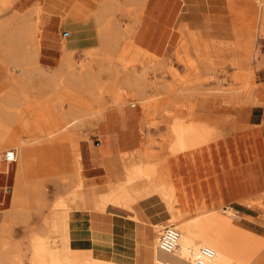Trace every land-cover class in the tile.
I'll return each instance as SVG.
<instances>
[{
	"label": "bare ground",
	"instance_id": "bare-ground-1",
	"mask_svg": "<svg viewBox=\"0 0 264 264\" xmlns=\"http://www.w3.org/2000/svg\"><path fill=\"white\" fill-rule=\"evenodd\" d=\"M21 1L26 0H0V70L3 69L0 75L4 76L3 79H0V86L2 80H9L11 83L6 90L0 92V153L11 150L7 149L9 147H14L15 161L21 155L15 167L11 165L12 162L6 164L0 162V174L7 175L15 187L10 208L11 215L19 212L15 204L20 201V203L24 202L22 206H25L29 197L34 199L37 210L44 208H41L45 202L43 188L30 184L27 179L34 147L39 146L41 150L50 145L71 142L75 148L73 156L75 170L69 176L73 185L65 190V193L49 206L50 208L48 207L50 212L62 211L69 216V212L72 210L91 209L98 213L108 210L121 213L134 211L135 214L132 215V218L139 221L141 218L136 211L139 199L133 192L132 186L140 182H147L165 207L167 214L165 222L175 225L180 232L179 246L173 251L167 250L160 246V236L165 228V222L154 221L152 223L156 233L152 241V264H247L246 261L239 262L233 258L234 256H230L232 252L229 250L235 246L236 242L228 240V235L241 224L233 207L222 208L225 201L218 196L221 187H219L217 179L208 177V167H215L211 147L212 138L216 135L215 131L209 129L208 124L204 122L186 119L188 114L193 112L196 98L200 95L198 87L203 81L201 72L195 71L193 79H182V75L180 76V72L176 68L169 69L170 67H167L169 72L175 75L179 82L183 84L185 82V85L183 88L181 87L182 89H175L176 93L173 92L174 88L171 89L169 85H164V89L169 94L158 103L146 104V101L152 99V96H148L147 89L154 86V81L151 82V79L149 80L147 77L148 68L153 70L158 66H164L163 63L157 62V59L161 60V56L133 43L131 37L135 30H129L127 43L125 42L124 45L122 43L123 46L120 45V26L118 27L119 23L117 24V20L112 14L114 13L116 16L115 10L125 8L131 3L139 6V16H141L147 0H124L125 5L122 4L123 6L118 3V0H101L99 9L91 16L94 24L98 27L97 39L100 47L91 56L92 62L99 65L98 70L95 71L97 68H94L90 61L87 64L81 63L78 68L73 59L74 48L69 45L66 35L61 50L59 68L54 69L53 72L43 69L39 64L40 51L43 49L41 42L43 28L40 19L34 18V14H39L41 1L36 0L27 4L24 9L22 8L23 10L18 8V3ZM238 1L227 0L230 11L234 18L242 15H245L246 18L248 9L247 12L244 9L241 10L237 6ZM252 1L250 0V3H253ZM249 15L252 17L251 21L240 22L239 19L238 23H235L237 20H233L232 28L235 39L225 44L229 50L236 53L237 58L233 64L239 66L240 70H246L248 76L253 79L256 71L255 62L260 59L258 39L259 37L264 38V27H256L258 23L253 22L257 16L256 11L250 10ZM139 18L138 21L136 20L137 22L140 21ZM136 24L131 23L128 26ZM178 31L181 33L180 36L187 37L183 46L184 50H188L189 45L199 43L200 39L197 37V33H194L185 23L180 25ZM208 47L209 45L206 44L205 48ZM206 51L208 52V50ZM146 59L157 60V63L148 65L142 71L140 68L138 70L136 64L144 62ZM204 63L208 65V60H205ZM2 64L7 68V71ZM48 68L50 70L49 66ZM102 73H107L111 77V81H115V84L124 89V93L118 95L119 87L107 82L105 89L99 88ZM62 83L71 88L70 91L66 90V94L68 92L67 99L70 100V107L67 111H63V107L60 108L61 104L56 101L64 98L50 92V89H58ZM263 92L264 82L260 84L253 81L245 90L229 95L227 102L264 106ZM106 94L113 99L109 102H112L110 105L105 101ZM181 96L195 100L194 103L180 104L183 114L182 112L177 113L179 103L175 100ZM130 99L134 102H131ZM97 103L99 104L98 109L94 107ZM134 103H138L142 107L141 112H137L139 117L146 110L147 113L148 110L150 113L153 112L151 113L153 115L164 112L167 108L168 111L171 110L178 114L171 118H169L170 113H168L169 116L167 115L168 134L163 140V149L149 150L151 148H148L147 145L149 146L148 143L151 142V139H146L141 135L140 148L121 152L119 155L124 176L120 180H110L102 166L86 169L87 167L84 165L86 155L84 150L82 151L80 146L75 143L77 142L75 138L77 131L75 130L91 115L99 121L106 120L102 127H98L96 124L97 127L94 128L104 144L109 140V134L113 133L109 128L112 124L106 115L108 109L110 107L120 109V107L129 104L134 106ZM20 105H24L22 111L18 110ZM216 119L220 120L221 118L216 117ZM139 125L142 130L141 120ZM97 129H101V131L97 132ZM142 132L144 133L143 130ZM222 135L221 137L224 136ZM108 150V147L105 148V155H108ZM200 167L204 172L195 171ZM68 183H70L69 180ZM262 198H264V193L258 194L255 199L253 198L254 200L244 199L241 203L252 206ZM187 212H194L195 215L182 221ZM48 229L49 219L45 216L42 222V233L33 238L30 264H58L56 251L49 239ZM1 242L3 243V241L0 240V264H19L17 257L3 250L6 246ZM67 264L124 263L109 258H98L92 253L84 257L72 256Z\"/></svg>",
	"mask_w": 264,
	"mask_h": 264
},
{
	"label": "rangeland",
	"instance_id": "rangeland-1",
	"mask_svg": "<svg viewBox=\"0 0 264 264\" xmlns=\"http://www.w3.org/2000/svg\"><path fill=\"white\" fill-rule=\"evenodd\" d=\"M100 1L101 0H76L71 3V0H42L39 14H34V18L40 19L39 21L41 25H44L49 20L57 21V24H58L57 29L59 30L60 39H61L60 46H59L60 50H62L64 41L66 40V35H67L69 45L74 48L73 59L75 61V64L78 66V68L81 65V63L87 64L89 61L91 64H93L94 68H97L95 69V71H97L99 68L98 64H96L95 62L94 63L92 62V57H91L93 56L95 50L99 49L100 47V43L98 42V39H97L98 27L94 24L93 20L91 19V15L93 13V7L91 3H95L96 6L98 5L97 9H99ZM187 1H188V4H192L193 7H195L197 11L196 15L198 17L197 18L198 22L189 23V25H190V29L194 33H197V37L200 39V41L198 44L189 45L188 50H184L183 46H184L185 41L187 40V37L182 35L176 40L175 43L172 44L171 47H169L168 52L165 54V56L161 57V60L160 59H157L158 61L156 60L158 63H163L164 66H158L157 68L153 70L148 68L149 71L147 73V77H149L148 78L149 80L151 79L150 80L151 82L154 81L153 82L154 86H152L151 88L149 87L147 89V92H148L147 94L148 96H152V99L150 98L149 101H146V104H149L150 102L158 103L162 101L163 98L169 94V92L164 89L165 86L169 85L171 89L174 88L173 89L174 93H176L175 89L183 88V86L185 85V82L184 84L179 82V80H177V77L175 75H172L169 72V69H172L173 67V68H176L180 72V76L182 75L181 76L182 79L183 78L193 79L195 78V75H194L195 71L201 72L203 84L201 83V85L198 87L200 91L199 98L208 99V115L216 114L211 103H213V101L218 99V100H221L222 102L221 105H223L224 108L225 107L229 108L228 110L229 113L232 111L231 112L232 116H234L233 115L234 111L237 110L236 105H241V104L228 103L227 98L229 97V95L234 94L238 91L245 90V88L249 84H251V82L253 81L260 83V84L264 82V70H262L264 69V38L259 37L258 39V49L260 50V59L257 62H255L256 71H255V77L253 79H251L248 76V72L246 70L244 71L240 70L239 66H236L233 64L234 60L237 58L235 55L236 53L234 51H231V49L229 50V48L227 47L225 43L235 39L234 38L235 34L232 31V25L234 24L235 19L237 20V22L235 21V23H238L239 19H240V22H244V21L246 22L248 20L251 21L252 17L249 15L250 10H254L257 13L256 18L253 21L255 24L258 23L256 27H259V28L264 27V24H263L264 23L263 21L264 20V1L260 2V0L259 1L251 0L253 3H250V0H239L237 2V6L241 8V10L244 9V11L248 9V12L246 11L248 13V15L246 13L247 15L246 18H245V15H242L243 17L238 16V18H234L228 6L227 0H187ZM29 3L30 2L27 0L21 1L20 3H18V8L23 10L25 6ZM78 3L85 4L89 7L90 16H89V22L87 25L78 23L74 18H72L69 15L70 7ZM118 3L121 6H123L122 4L125 5L124 0H118ZM125 8L122 7V9L120 10L119 9L115 10L116 16L114 15V13L112 14L115 20H117L116 21L117 24L119 23L118 27L120 26L119 29L121 31V38L119 37V39H120L121 46L126 44L128 41L127 32L129 30L131 31L135 29V25L134 26L132 25L130 27L128 26L130 22L133 24H136L138 23L137 22L138 17H140L139 20H141V17H142V15L139 16L140 9L137 4L130 3L129 5H126ZM208 21H209V25H208ZM122 26L123 28H121ZM122 35L124 36L122 37ZM206 44L209 45L207 49L205 48ZM205 49L208 50V52ZM40 53H41V58H40L39 64L41 65L43 69H46L49 72H53L59 68L61 57L60 58H46L47 56L46 51L42 50L40 51ZM205 60H208V65L207 63H204ZM156 61L155 60L149 61V59H146L144 61L145 63L138 62L136 64V68L138 70L140 68V71H142L146 69L148 65L157 63ZM48 66L50 67V70ZM167 67L168 68L170 67V68L167 69ZM5 70L7 71V68H5ZM1 71H3V69H1L0 72ZM3 78L4 76L0 75V79H3ZM99 82H100L99 88L102 87V89H105L106 82L112 85H116L117 87L120 86V85L115 84L116 83L115 81H111V77L108 76L107 73H102L100 75ZM10 84L11 83L9 80L7 81L2 80V85L0 86V92L2 90H6ZM67 89L69 90L71 88H69V86L65 83H62V85H60L58 89H50L51 93H56V95L59 94L58 96L64 98L61 100L60 99L56 100L59 102V104H61L60 108L63 107L62 109L63 111H67L70 107V100L67 99L68 92L66 94ZM123 93H124V89L119 87L118 95H121ZM105 96H106L105 101L108 103V105L112 104V102L109 103L110 101H113L112 97L110 98L108 94H106ZM175 100L176 102L179 103L177 113L182 112V114L184 112L182 109H180V107H182L180 106V104L194 103L195 101L190 98H185L183 96L178 97ZM130 101L134 102L132 99H130ZM134 104H135L134 107L137 108L138 112H141V108H142L141 105H139L138 103H134ZM94 107L98 109L99 104L98 103L95 104ZM19 108L18 110L22 111L24 109V105H20ZM167 109L164 111L166 113L159 112V113H154L152 115L151 113L153 112L150 113L148 110V113H147V110H146L142 114H140V118H141L140 120L143 124L142 130L144 131L143 133L141 130L142 135L145 136L146 139H149V140L151 139V142L148 143L149 146L147 145L148 148H151L149 150L155 151L156 149V151H158L159 149L160 150L163 149V140L167 136L168 131L163 132L164 130L162 131L161 129L163 127H166V129H168L167 122H166L168 120L167 117L169 116L168 113H170L169 118H171L172 115L176 113L171 110L168 111ZM248 113H252V111L249 110ZM186 119L189 120L188 117ZM96 124L98 127L100 126L99 120H97V118H95L94 116L92 117L91 115L89 116V118L87 117L85 122L80 127H78L77 130H75L77 131L75 138H76V141L78 142V143L77 142L75 143L80 146L82 151L84 150L83 152H85V149L88 147V144L93 143L92 139L94 140L95 145L100 144L98 137L91 138L92 135L96 133V130L94 129L97 127ZM79 137L81 138L78 140ZM152 139H153V142H152ZM7 149H14V147H9ZM33 151L34 152L31 155L32 163L30 164L31 166L29 167L30 172L27 173L28 175L27 179H28V182L30 181V184L38 185L39 187L43 188L45 192V202H44V205L41 207V208L44 207L43 210L42 209L37 210L34 204L35 202L34 199L32 197H29L30 200L29 199H28L29 201L26 200L25 206L23 205L24 207L22 206L24 202H21V203L20 201L17 202L18 205L15 204V207L19 212L15 214L16 216L14 215V213L13 215H11L10 208L12 206V196L15 191L14 184L10 182L8 178L4 186L0 185V240L3 241V243L1 242L2 245L5 244L6 246L3 250L17 257V259H19V264H30L31 263L30 256H32V251H33V238L37 234L42 233L41 229H42L43 218L45 216L49 218L51 214L49 206H51L55 201H57L59 197L63 193H65V190H67L73 185V181L69 176L75 170V163H74V158H73V156L75 155L74 154L75 148L71 142H65L62 148H60V150H57L56 152L42 151V149L40 150L39 146H35ZM5 153H6V150L0 153V162L4 164L7 163V161L5 160V156H4ZM20 156L21 155H19L17 161L11 163L13 167H15L17 162L20 160L21 158ZM106 157L107 156L103 154L100 157V160L97 159L93 163L95 165H98L96 167H101V166L104 167L106 165L109 168L110 175H112V179L114 180L123 179L124 176L122 174V168H121V164L119 160L113 158L111 162L112 166L110 168L108 166V160L106 159ZM84 165L87 167L86 169L93 168L91 161L86 157L84 159ZM202 170L203 169L200 167L199 170L197 169L195 171H202ZM68 180L70 183H68ZM66 186H69V187H66ZM256 202L254 203L255 205L252 203L253 205L250 206L251 207L250 209L255 210L254 213L258 216L256 219H254L253 217H250L249 220L242 219L238 214H237L238 216L237 219L239 220V223L242 224V226L244 227L246 226L245 224H243V222H240V219L244 222L249 223L251 226L256 227V229H261V228L264 229V226H263L264 225V198L260 199L259 202L258 201ZM140 203L144 205H148L147 202H141V200H140ZM156 203L158 204L156 205ZM156 203H155V206L157 207L155 210L160 212V216L161 218H163L162 221L161 220H156V221H161L162 223H164L167 219V214L166 212H164L163 206L159 204L160 202L158 201ZM27 204L29 207L27 206ZM224 204L226 206H231L230 204L227 203V201ZM72 211L69 212V216ZM85 211L92 212V213H98L91 209L85 210ZM194 215H195L194 212L193 213L187 212L183 216L182 221L186 219H190ZM152 221H153L152 223H154V220ZM164 224L165 226L168 225L166 222ZM141 225L144 226L143 224ZM150 228H151V232L149 234L148 232L146 234L141 233L140 242L143 245H140V252L138 256L139 264H151L148 261V258H149V254L152 248L153 237L155 236L156 233L154 232L155 228L153 229L152 226H150ZM246 228L253 230L249 227H246ZM253 231L258 233V231L255 229ZM127 253L133 256L132 252L127 251ZM116 262H119V261H116ZM119 263L134 264V260H130L127 262H119Z\"/></svg>",
	"mask_w": 264,
	"mask_h": 264
},
{
	"label": "crops",
	"instance_id": "crops-1",
	"mask_svg": "<svg viewBox=\"0 0 264 264\" xmlns=\"http://www.w3.org/2000/svg\"><path fill=\"white\" fill-rule=\"evenodd\" d=\"M28 1L32 3L36 0ZM39 1L42 3V0ZM74 1L76 0H71V3ZM91 5L94 13L97 6L95 3H91ZM196 13V8L192 4H188L187 0H147L141 20L137 26L135 25L131 40L147 51L163 57L181 35L178 31L180 25L185 23L190 28L189 23L198 22ZM69 15L78 23L87 25L90 16L89 7L85 4H74L69 9ZM41 26L43 28L42 50L46 51V58H60L61 39L57 21L49 20ZM221 103V100L218 99L211 103L216 114H209L212 117L210 118L208 116V99H200L198 96L194 110L188 118L204 122L208 124L209 129L215 131L216 135L211 141L215 167H208V177L217 179L219 187H221L218 196L225 202L227 201L242 219L249 220L250 217L256 219L258 216L254 213L255 210H251L250 206L242 204L241 201L247 198L255 199L258 194L264 193V106L236 105L237 110L232 116V111L229 113V108L225 107L224 109ZM247 110H251L252 113H248ZM137 112V108L130 104L124 105L120 109L117 107L108 109L106 115L112 124L109 128L113 133L109 134V140L104 144L95 133L91 138L98 137L100 144L95 145L92 139L93 143L88 144L84 152L93 167L98 166L93 162L97 159L100 160V157L106 154L105 148L107 147L109 150L106 159L110 168L113 158L119 160L121 164L119 159L121 152L141 147L142 132ZM192 114L195 116L192 117ZM177 115L173 114L172 117ZM216 117L222 120L216 119ZM99 122V127H102L106 120ZM211 122L215 124L213 125ZM99 131L101 129H97V132ZM162 131L167 132L168 130L163 127ZM63 145H50L42 151L56 152ZM104 168L109 179L116 181L112 179L109 168L106 165ZM7 180V175L0 174L1 186H4ZM146 183L140 182L132 186L133 192L139 199L136 205V211L141 218L139 221L133 220L134 211L121 213L108 210L104 213H92L85 210H73L70 216L62 211L51 212L48 218L49 239L56 251L57 263L67 264L72 256L84 257L94 253L98 258H109L119 262L134 260V264H139L140 245H143L140 242L141 233L148 232L149 234L151 232L152 220H163L160 212L155 210L157 207L155 203L159 201V204L162 205L161 200ZM140 200L147 202L148 205L141 204ZM227 207L223 205L222 208ZM163 209L166 212L164 206ZM240 222H243L246 227L257 230L258 233L242 226V224L237 226L235 231L228 235V240L236 242L235 246L231 248L232 250H229L232 252L230 256H234L233 258L239 262L246 261L247 264H264V229H256L241 219ZM127 251L132 252L133 256L129 255ZM148 261L152 264V248Z\"/></svg>",
	"mask_w": 264,
	"mask_h": 264
},
{
	"label": "built area",
	"instance_id": "built-area-1",
	"mask_svg": "<svg viewBox=\"0 0 264 264\" xmlns=\"http://www.w3.org/2000/svg\"><path fill=\"white\" fill-rule=\"evenodd\" d=\"M16 158V152L14 149H11L6 152L5 160L7 162H13ZM180 232L176 229L175 225H166L160 236V246L167 250H175L178 245V239Z\"/></svg>",
	"mask_w": 264,
	"mask_h": 264
}]
</instances>
